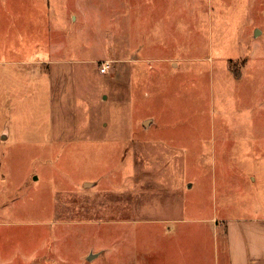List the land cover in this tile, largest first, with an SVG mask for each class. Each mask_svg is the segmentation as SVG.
<instances>
[{
  "label": "rangeland",
  "instance_id": "obj_1",
  "mask_svg": "<svg viewBox=\"0 0 264 264\" xmlns=\"http://www.w3.org/2000/svg\"><path fill=\"white\" fill-rule=\"evenodd\" d=\"M254 216L264 0H0V264H226Z\"/></svg>",
  "mask_w": 264,
  "mask_h": 264
},
{
  "label": "crops",
  "instance_id": "obj_2",
  "mask_svg": "<svg viewBox=\"0 0 264 264\" xmlns=\"http://www.w3.org/2000/svg\"><path fill=\"white\" fill-rule=\"evenodd\" d=\"M50 62L45 60L42 63H38L41 66H46ZM137 84V81L135 82ZM152 125V121H148L143 125L146 129ZM260 171V170H256ZM256 177H252V181ZM256 180V179H255ZM221 222L211 221L207 224L211 226L219 227ZM224 231L220 233L222 239H224V257L226 264H264V218L254 216L244 220H232L230 222H224ZM219 239V238H218ZM218 244V243H217ZM218 250L217 245H214ZM211 249V247H210ZM218 255L215 252L211 255H207L206 251H202V257L210 260L208 264H217ZM208 257V258H207Z\"/></svg>",
  "mask_w": 264,
  "mask_h": 264
},
{
  "label": "built area",
  "instance_id": "obj_3",
  "mask_svg": "<svg viewBox=\"0 0 264 264\" xmlns=\"http://www.w3.org/2000/svg\"><path fill=\"white\" fill-rule=\"evenodd\" d=\"M108 69H109V65H103V66L101 67V69H100V73H101L102 75H104V74L107 72Z\"/></svg>",
  "mask_w": 264,
  "mask_h": 264
},
{
  "label": "water",
  "instance_id": "obj_4",
  "mask_svg": "<svg viewBox=\"0 0 264 264\" xmlns=\"http://www.w3.org/2000/svg\"><path fill=\"white\" fill-rule=\"evenodd\" d=\"M257 34H258V33H256V35H257ZM146 125H148V124H146ZM95 258H97V257L91 255V257L88 259V261H89V262H92Z\"/></svg>",
  "mask_w": 264,
  "mask_h": 264
}]
</instances>
